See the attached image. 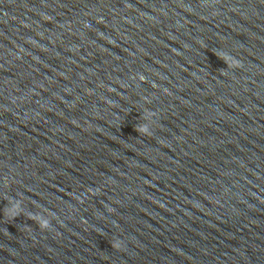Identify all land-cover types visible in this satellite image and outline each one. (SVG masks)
I'll list each match as a JSON object with an SVG mask.
<instances>
[{
  "label": "water",
  "instance_id": "1",
  "mask_svg": "<svg viewBox=\"0 0 264 264\" xmlns=\"http://www.w3.org/2000/svg\"><path fill=\"white\" fill-rule=\"evenodd\" d=\"M0 264H264V0H0Z\"/></svg>",
  "mask_w": 264,
  "mask_h": 264
},
{
  "label": "clouds",
  "instance_id": "2",
  "mask_svg": "<svg viewBox=\"0 0 264 264\" xmlns=\"http://www.w3.org/2000/svg\"><path fill=\"white\" fill-rule=\"evenodd\" d=\"M223 59L226 62H228L230 65H235V63H236L234 60H230V58L226 57V56L223 57ZM141 79H143V77H141ZM138 131L142 132V133H147L148 132V128H147V126H144V127L139 128ZM9 211L13 213V216H15L17 214V212L19 211V205L17 204L15 207L10 209ZM33 219L38 220L41 227H47L48 226V221L47 220H43L40 217H33Z\"/></svg>",
  "mask_w": 264,
  "mask_h": 264
}]
</instances>
